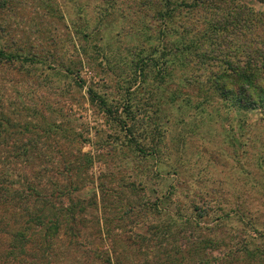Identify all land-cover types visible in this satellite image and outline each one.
Instances as JSON below:
<instances>
[{
    "label": "rangeland",
    "instance_id": "rangeland-1",
    "mask_svg": "<svg viewBox=\"0 0 264 264\" xmlns=\"http://www.w3.org/2000/svg\"><path fill=\"white\" fill-rule=\"evenodd\" d=\"M175 1L0 0V48L23 61L0 60V109L26 129L0 144V170L9 167L8 181L72 185L49 213L0 185V264H104L102 244L126 250V264H150L157 242L141 249L136 233L194 206L202 221L231 216L215 220L229 245H257L258 260L236 264H264V119L226 100L212 72L245 65L248 43L264 39V2ZM44 120L62 129L49 136ZM29 138L54 161L14 162L8 153ZM72 195L82 237L70 245L68 222L48 233L40 222Z\"/></svg>",
    "mask_w": 264,
    "mask_h": 264
},
{
    "label": "trees",
    "instance_id": "trees-1",
    "mask_svg": "<svg viewBox=\"0 0 264 264\" xmlns=\"http://www.w3.org/2000/svg\"><path fill=\"white\" fill-rule=\"evenodd\" d=\"M163 1H165V5H168V2L170 5L176 2L175 0ZM194 1L198 4L204 0ZM262 1L264 2V0ZM167 8V11H169L170 8ZM254 42L255 43H248L247 45L249 51H247L248 59L245 62V65L243 67H232L230 66V63H228V67L225 69L212 71L214 76L213 83L214 87L220 91L226 100L229 99L231 104L244 109L257 107L264 119V39L259 38ZM19 56L20 55L18 54L13 55L11 51L0 48V60L6 58L13 63V59L20 61ZM20 62L23 61L21 60ZM104 102L105 101H103V103ZM105 106L107 113L111 114L112 109L108 108L107 105ZM19 120L8 119L5 116L4 111L0 109V144H8L9 137H13V133L20 134L25 132L26 129L23 131L21 124L18 122ZM44 127L47 128V131L44 133H47L49 136L52 132H59V130L62 129L61 126H58L55 122L51 123L48 121L45 122ZM41 138L42 137L39 136V140H41ZM28 142L29 143H27L26 147L20 148L14 146V148H17L8 153V155H12L13 158L15 157L18 159L14 162H27L34 164L36 161L40 160L44 164H49L51 161H54L53 150H49L48 145H45L46 151L43 152L42 148L37 149V139L29 138ZM59 154H62V158L58 156V158H60L58 159L59 164L63 165V168H69L67 163L69 159L63 154V152H59ZM85 156H83L82 159H84V161L86 159L87 165L85 166L80 163V165L77 166V168L79 167V170L82 168L87 170L91 164V158L89 155H87L86 158ZM5 162L7 163V160H5ZM6 167V172L0 170V185H12L13 190H17L16 192L21 188L25 197L32 198L35 196L41 199L43 206H51L49 207L50 209H46L47 213H49L52 208L56 207L52 198L55 195L57 198L60 197L59 195H65L72 187L71 184L65 187L64 184L58 183L55 185L56 189L54 190V188H51L47 182H38L42 184V186H40L35 177V184H33L34 182L25 183L22 179L15 181L10 179V181H8L7 177L10 176L11 173L8 171L9 167L7 165ZM47 168L48 167H46L45 170ZM67 170L69 171V169ZM39 173L43 175V172L40 171L35 174L38 175ZM15 185H18L17 187H19V189L16 188ZM42 187L51 190L50 194H48V198L45 197V200H43L44 196L40 191L42 190ZM74 190H77V187H75ZM32 201L34 202L33 198L30 200L31 204H33ZM141 205L144 206L143 208L147 212H149V210L157 211V208H153L150 203L143 202ZM59 206L60 207L56 208V213L58 215L55 220H53L52 217L49 218V214L48 217H46L47 220H45L43 216V220L40 223L42 226H46L48 233V230L50 231L57 227L60 228L64 223L62 221L68 222L72 226V228L70 227L72 232H69V234L72 235L69 244L73 245L76 238L82 237L81 231L76 227L77 224L81 223V218L79 217L80 213L74 196L72 195L69 206H63V202H61ZM194 208L197 211L196 215H189L178 210L177 212H172L170 214H158V217L153 216V222L146 225L145 233H136V239H139L140 242H142V245H144L140 246L141 249L147 250L149 247L148 244L154 240L157 242L159 253L155 256L154 261L149 260L150 264H201L204 262L212 263L213 261L218 262V264H236L242 260L241 255H243L246 260H252V262L258 260L259 251L257 250V245L253 244L248 239L242 238V243L237 242L234 245H229V235L227 232L225 233L223 231V227L216 223L215 220H220L219 218L225 220L228 217L230 218V215H223L218 217V219L215 218L211 221H202L201 218L204 217V214L198 213L197 206H194ZM97 236L104 239V233L101 228L98 229ZM171 237H174L176 240L180 239V245L177 244L176 240H171ZM239 244L241 246L237 247ZM251 245L256 248H251L253 247ZM125 249H128L127 245H125ZM100 252L102 253V261L104 264H126V260H128L129 257L126 250H124L123 254H120L114 249L111 250L105 247V245L103 246V244ZM213 252H216V255H214ZM205 258H210L211 261H204L206 260Z\"/></svg>",
    "mask_w": 264,
    "mask_h": 264
}]
</instances>
